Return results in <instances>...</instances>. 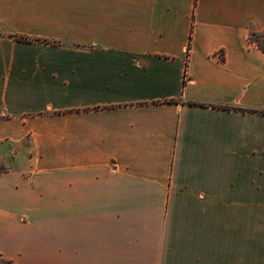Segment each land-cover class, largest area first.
<instances>
[{
  "label": "crops",
  "instance_id": "0c3cea01",
  "mask_svg": "<svg viewBox=\"0 0 264 264\" xmlns=\"http://www.w3.org/2000/svg\"><path fill=\"white\" fill-rule=\"evenodd\" d=\"M263 31L264 0H0V257L264 264Z\"/></svg>",
  "mask_w": 264,
  "mask_h": 264
},
{
  "label": "trees",
  "instance_id": "16d2710c",
  "mask_svg": "<svg viewBox=\"0 0 264 264\" xmlns=\"http://www.w3.org/2000/svg\"><path fill=\"white\" fill-rule=\"evenodd\" d=\"M256 34H258V33H256ZM21 39L28 40L26 37H21ZM257 42L261 46L264 45V41L257 40ZM0 264H16V263L12 260L6 259L4 257H0Z\"/></svg>",
  "mask_w": 264,
  "mask_h": 264
},
{
  "label": "rangeland",
  "instance_id": "374dc122",
  "mask_svg": "<svg viewBox=\"0 0 264 264\" xmlns=\"http://www.w3.org/2000/svg\"><path fill=\"white\" fill-rule=\"evenodd\" d=\"M255 38L257 40L264 41V31L255 35ZM3 168H4V165L2 163H0V171L3 170Z\"/></svg>",
  "mask_w": 264,
  "mask_h": 264
}]
</instances>
